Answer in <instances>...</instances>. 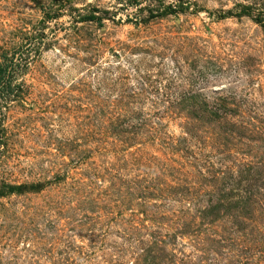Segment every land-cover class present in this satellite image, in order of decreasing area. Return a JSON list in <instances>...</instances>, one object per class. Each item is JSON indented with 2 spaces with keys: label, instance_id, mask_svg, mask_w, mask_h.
Listing matches in <instances>:
<instances>
[{
  "label": "rangeland",
  "instance_id": "rangeland-1",
  "mask_svg": "<svg viewBox=\"0 0 264 264\" xmlns=\"http://www.w3.org/2000/svg\"><path fill=\"white\" fill-rule=\"evenodd\" d=\"M0 264H264V0H0Z\"/></svg>",
  "mask_w": 264,
  "mask_h": 264
},
{
  "label": "trees",
  "instance_id": "trees-1",
  "mask_svg": "<svg viewBox=\"0 0 264 264\" xmlns=\"http://www.w3.org/2000/svg\"><path fill=\"white\" fill-rule=\"evenodd\" d=\"M8 66H0V73H4L8 70Z\"/></svg>",
  "mask_w": 264,
  "mask_h": 264
}]
</instances>
